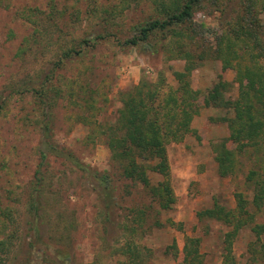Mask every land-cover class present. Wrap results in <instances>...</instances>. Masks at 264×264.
Masks as SVG:
<instances>
[{
  "label": "rangeland",
  "instance_id": "374dc122",
  "mask_svg": "<svg viewBox=\"0 0 264 264\" xmlns=\"http://www.w3.org/2000/svg\"><path fill=\"white\" fill-rule=\"evenodd\" d=\"M161 1L173 0H0V239L13 240L0 250L3 264H123L119 249L129 239L149 255L147 264H185L188 238L200 239L201 264H222L229 227L200 220L197 213L216 202L235 207L237 191L250 199L246 175L254 156L237 153L235 172L220 176L214 147L229 137L225 117L232 112L206 106L203 97L222 75L229 83L226 98L235 99L236 71L208 57L192 72V87L203 96L192 131L168 145L176 198L171 209H162L141 184L121 176L103 133L118 118L123 92L143 76L151 82L163 76L178 86L174 72L183 70L185 59L171 52L176 38L164 40L160 32L149 42L125 43L139 26L165 17ZM251 1L264 22V0H203L194 10L201 36L192 48L200 53L203 44L216 47L226 23ZM35 28L41 31L39 43L19 59L16 52ZM82 41L84 51L64 59L56 70L52 84L62 96L55 108L39 105L26 86L41 88L63 51ZM48 119L53 144L87 169L54 155L40 167L41 133ZM228 147L236 149L231 141ZM39 168L44 193L35 220L27 207ZM104 174L112 181L108 187L98 178ZM150 176L154 184L165 179ZM131 227L136 231L131 233ZM253 242L251 229H242L233 243L236 264H264V254L253 260Z\"/></svg>",
  "mask_w": 264,
  "mask_h": 264
},
{
  "label": "trees",
  "instance_id": "16d2710c",
  "mask_svg": "<svg viewBox=\"0 0 264 264\" xmlns=\"http://www.w3.org/2000/svg\"><path fill=\"white\" fill-rule=\"evenodd\" d=\"M202 1H161L159 6L165 17L152 19L139 26L136 33L127 39L126 44L138 45L149 42L160 32L163 33L164 40L176 38V45L171 52L173 51L175 58L185 59V65L183 70L174 72L177 87L167 83L163 76L158 82H151L143 76L137 85L124 91L118 118L103 133L121 176L141 184L162 209H171L176 198L169 182L168 145L182 141L192 131V121L199 113V101L203 96L202 91L192 87V72L208 57L220 59L224 70L234 69L235 81L239 86L238 96L235 99L226 98L229 83L220 75V80L208 90L203 100L206 106L225 108L232 112V116L225 117L230 130L229 137L214 147L220 176L227 177L235 172L237 153H253V166L246 175V182L252 188V197L249 199L246 194L237 191L235 207L230 208L216 202L197 215L200 220H215L229 227L223 239L222 264H236L233 243L242 229L249 227L255 237L249 252L256 262V257L260 259V255L264 254V22L254 11L253 2L256 1L243 3L240 11L226 23L216 47L203 44V51L198 53L197 49L192 48L191 42L194 43L196 37L201 36L193 18L195 7ZM200 27L202 29L204 26ZM40 37V29L35 28L30 36L23 39L16 56L19 59L26 58L39 43ZM181 38H186L190 43H181ZM86 45L82 41L76 46L65 50L63 48L62 58L54 63V69L50 73H46L41 88L26 86L27 91L35 92L39 105L55 108L57 98L62 96L52 84L56 70L65 62L64 59L70 60L74 55H80ZM41 135L43 147L40 150V167L50 155H54L57 158H67L87 169L71 153H66L53 144L49 119L42 127ZM229 141L236 145L235 150L228 147ZM152 173L165 179L154 184L150 176ZM98 178L106 187L111 185L112 181L107 174ZM43 193L44 175L39 168L27 207L28 213L35 220L40 218ZM2 210L7 211L4 208ZM156 222L157 226L161 225L159 220ZM129 229L131 233L136 231L135 227ZM10 244H13L10 236L0 239V250ZM175 245L173 243L171 248ZM199 246L200 239L188 238L185 264L202 263ZM119 252L124 257L123 264H147L149 260V255L133 239L120 247ZM0 264H3L1 257Z\"/></svg>",
  "mask_w": 264,
  "mask_h": 264
}]
</instances>
